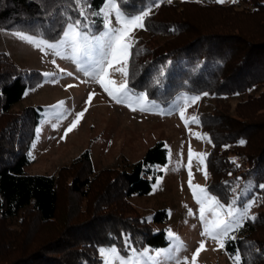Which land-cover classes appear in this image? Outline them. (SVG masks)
Returning <instances> with one entry per match:
<instances>
[{"label":"trees","instance_id":"1","mask_svg":"<svg viewBox=\"0 0 264 264\" xmlns=\"http://www.w3.org/2000/svg\"><path fill=\"white\" fill-rule=\"evenodd\" d=\"M90 3L94 11L103 0ZM146 3L123 0L122 8L134 14ZM66 16L79 18L74 0H0L5 30L53 40ZM89 19L96 34L103 21ZM145 25L146 35L131 49L129 86L163 103L180 91L215 99L211 110L197 115L211 140L206 187L224 204L237 196L240 205L256 200L248 215L255 219L244 220L223 249L230 256L239 252L241 264H264V0H161ZM39 79L37 70L20 68L0 51V264H100L103 246L127 253L165 245L164 229L153 223L164 221L166 210L149 220L128 199L148 193L162 174L157 165L167 160L164 140L126 167L94 171L86 149L53 173L25 171L40 107L11 106ZM237 94L244 96L232 112L227 99Z\"/></svg>","mask_w":264,"mask_h":264},{"label":"rangeland","instance_id":"2","mask_svg":"<svg viewBox=\"0 0 264 264\" xmlns=\"http://www.w3.org/2000/svg\"><path fill=\"white\" fill-rule=\"evenodd\" d=\"M113 25L115 26L114 17ZM103 31L104 27L94 35ZM14 32L17 31L0 28V51L6 52L20 68L27 71L37 70L40 74L39 81L28 86L22 97L11 106L13 111L27 105L40 107L35 135L27 152L29 161L24 167L25 171L53 173L86 149L89 151L94 171L109 166L126 167L141 158L146 148L155 140L162 139L167 149L166 162L157 165L162 174L157 177L148 193L131 194L128 199L138 214L148 218L159 208L166 210L167 218L162 222H154L153 225L156 230L164 229L167 243L162 246L145 245L138 249L131 247L127 253L120 252L121 256L127 257L131 250L135 249L137 253L147 250L148 257H156L157 250H163V255L156 261L147 260L144 264H176L177 260L183 262L185 258L188 264H191V257L199 247V242L204 241L205 250L201 251L196 264H234L231 256L219 248L216 241L201 236L203 226L199 219V205L188 183V149L191 146L194 153H206L209 140L199 123L190 122L186 127L179 115L185 98L195 95L201 97L195 104L187 107L186 119L197 118L200 111L211 110L215 99L209 95L180 91L167 103L147 97L149 103L146 111H132L125 104L113 101L100 84L78 69L76 62L56 57L49 50H46L48 54L45 55L33 45L12 35ZM145 35L143 29H136L132 33L134 39ZM34 36L50 42L59 38L50 40L39 35ZM53 60L56 64L52 63ZM81 63L84 68L89 67L88 61L82 59ZM57 65L65 70L64 73L59 71ZM119 66L115 65L114 68ZM114 68L109 69V78L115 80L118 85L123 82L124 77L115 72ZM68 72L73 75H66ZM46 73L53 75H45ZM131 89L136 93H144ZM89 93H94V96L90 104H86ZM243 96L244 94H237L227 99L232 112ZM61 101L64 102L62 107H52ZM85 108L87 111L78 125L65 137V129L75 119L76 113ZM61 113L66 118L58 119ZM196 134H199L200 138H197ZM191 172L192 184L207 188L204 165L199 163L196 156L192 159ZM161 177L162 180L157 184L158 178ZM249 188L250 185L246 189ZM209 193L213 195L210 191ZM242 205L237 204V207ZM188 209L194 214L189 215ZM252 213L253 210L250 209L248 215ZM168 230L179 237L182 246L168 236ZM236 231L229 236H233ZM111 246L115 245L101 248Z\"/></svg>","mask_w":264,"mask_h":264},{"label":"snow or ice","instance_id":"3","mask_svg":"<svg viewBox=\"0 0 264 264\" xmlns=\"http://www.w3.org/2000/svg\"><path fill=\"white\" fill-rule=\"evenodd\" d=\"M161 0H147V3L136 14H129L122 8L123 0H103L102 6L97 10H91L90 0H74L77 6L79 18L73 19L70 16H66L65 27L55 42H50L43 38H37L34 35H28L24 32L17 31L12 33L18 39L33 45L35 48L48 54L49 50L56 57L70 59L77 63L78 69H81L85 76L95 80L100 84L104 92L115 101L117 104H125L132 111H146L148 98L147 93H136L129 87V72L128 65L130 61L131 49L135 46V39L132 37V33L136 29H145V21L152 14L154 7L160 6ZM171 3V0H168ZM216 3L223 4L225 0H215ZM236 3L237 0H232ZM98 16L103 21L104 31L99 35H94L91 32L90 17ZM113 17L115 19V26L113 25ZM94 23V22H92ZM42 35V34H41ZM97 53V55H94ZM86 60L89 63V67L84 68L81 61ZM56 64V61H52ZM115 65H120L115 67ZM59 68V66L57 65ZM123 75L124 80L118 84L115 80L110 79L109 69H113ZM61 73H64L63 68H59ZM164 70L161 69L159 76H164ZM45 75H53L46 73ZM68 76H72L73 73H66ZM84 82V81H82ZM157 85L162 86L161 80L155 81ZM74 85H68L73 87ZM203 95H208L204 93ZM94 96V93H89L86 104H90ZM201 97L199 95L185 98L183 103L184 107L180 108L179 115L181 120L184 121L185 126L191 123H199L198 118L191 117L186 119L185 112L190 104H195ZM63 101L53 108H60L63 106ZM135 105V106H133ZM85 108L83 111L76 113L75 119L65 129V137L71 132L79 123L83 117ZM66 118L63 113L60 114L58 119L62 120ZM56 126V125H54ZM39 132V129H37ZM197 138L199 134H196ZM64 137H62L63 139ZM209 143L211 140L209 139ZM241 144L245 141L241 140ZM207 153H194L191 146L188 149V168H189V188L193 191V197L199 205V219L202 222L203 230L201 236L210 238L218 243L219 248L225 247V238H229V234L239 230L243 227V221L246 219H255V217H249L248 212L256 203L255 198L246 201L242 206L237 207L239 196L234 198L227 205L222 203L216 196L211 195L207 188L200 185L192 184V172L191 163L194 156L198 157L199 163L204 165V175L207 179V165L205 163L207 159ZM234 162V161H233ZM161 178H158L157 184H159ZM261 189H264V185H259ZM243 194H247L246 192ZM188 214L193 215L191 209H188ZM210 214V216H209ZM151 219V217L147 218ZM168 236L176 242H179L177 237L171 230H168ZM235 239V237H230ZM182 246V242H179ZM127 246V241H126ZM205 250L204 241L199 242V247L195 250L191 257V264H196L197 258L201 251ZM102 264H144L147 260L156 261L157 258L163 255V250H157L156 257H148L147 250L142 253H137L135 249L131 250V254L127 257L121 256L120 250L115 246L108 248L98 249ZM234 260V264H241V254L236 252L230 257ZM176 264H188L187 258L183 262L177 260Z\"/></svg>","mask_w":264,"mask_h":264}]
</instances>
